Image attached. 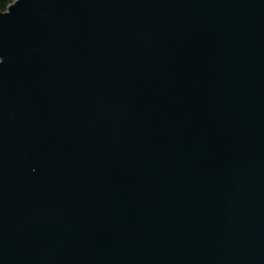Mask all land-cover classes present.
Here are the masks:
<instances>
[{
	"label": "water",
	"instance_id": "95a60500",
	"mask_svg": "<svg viewBox=\"0 0 264 264\" xmlns=\"http://www.w3.org/2000/svg\"><path fill=\"white\" fill-rule=\"evenodd\" d=\"M0 55V264H264V0H15Z\"/></svg>",
	"mask_w": 264,
	"mask_h": 264
},
{
	"label": "trees",
	"instance_id": "16d2710c",
	"mask_svg": "<svg viewBox=\"0 0 264 264\" xmlns=\"http://www.w3.org/2000/svg\"><path fill=\"white\" fill-rule=\"evenodd\" d=\"M15 2V0H0V13H4Z\"/></svg>",
	"mask_w": 264,
	"mask_h": 264
},
{
	"label": "snow or ice",
	"instance_id": "6c2138e0",
	"mask_svg": "<svg viewBox=\"0 0 264 264\" xmlns=\"http://www.w3.org/2000/svg\"><path fill=\"white\" fill-rule=\"evenodd\" d=\"M0 8H2V7H0ZM0 56H2V55H0ZM3 63H4V59L2 61H0V64H3Z\"/></svg>",
	"mask_w": 264,
	"mask_h": 264
}]
</instances>
